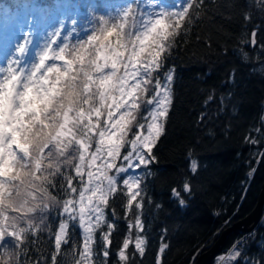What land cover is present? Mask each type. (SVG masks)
Segmentation results:
<instances>
[{"label": "trees", "instance_id": "obj_1", "mask_svg": "<svg viewBox=\"0 0 264 264\" xmlns=\"http://www.w3.org/2000/svg\"><path fill=\"white\" fill-rule=\"evenodd\" d=\"M2 1L17 9L21 3V0ZM35 1L39 3L43 24L45 19L57 15V2L62 0ZM177 1L181 0H69L80 11L71 26L73 32L69 37L63 35L60 46L76 45L93 31L99 35L101 15L115 22L128 5H133L138 13L174 11L176 7L171 4ZM193 3L200 6L189 9V18L179 34L168 41L171 48L158 73L163 79L169 70H174L172 103L163 122L164 132L153 149L155 159L147 167L135 170L142 183L141 197L134 205L140 203L141 208L133 205L125 214L127 189L120 179V190L110 196L106 216L114 224V231L108 264H119L116 253L126 236L131 234L135 240L138 230L132 229L130 233L128 223L134 224L137 216L144 225L139 234L146 245L145 254L136 255L132 264H156L158 258L161 264H191L222 228L251 210L264 179V2L204 0L201 4L200 0H193ZM85 21L89 30L81 33ZM131 31L134 37L135 27ZM36 39L35 34L30 37L32 47ZM147 107L141 109V117ZM144 121L140 119L141 123ZM135 131L134 127L132 134ZM253 140L256 142L252 143ZM71 155L78 161V152ZM64 168L66 175H75L74 166ZM76 186L79 187L78 179ZM52 191L61 202L68 198L64 193ZM59 210L57 204L53 210L33 217L39 230L26 234L23 247L18 248L12 239L0 242V264H51ZM20 226L27 227L23 223ZM103 231H107L106 225ZM101 236L98 230L94 237V252L98 254L94 264H105L99 255ZM162 245L166 247L161 253ZM232 245L236 252L230 264H264V211L249 233L231 232L221 252ZM81 246L79 227L73 226L57 264H76L80 259L77 249ZM128 254L131 258V246ZM209 264H216V258Z\"/></svg>", "mask_w": 264, "mask_h": 264}, {"label": "snow or ice", "instance_id": "obj_2", "mask_svg": "<svg viewBox=\"0 0 264 264\" xmlns=\"http://www.w3.org/2000/svg\"><path fill=\"white\" fill-rule=\"evenodd\" d=\"M194 6L200 5L184 0L180 10L138 13L128 5L115 22L99 16V35L93 31L76 45L64 44L58 51L48 43L37 52L38 62L27 67L20 62L28 43L25 35L15 48V57L0 68V242L12 239L18 248L23 247L26 234L39 230L33 217L59 204L51 264H57L73 226L79 227L82 237L77 249L81 259L76 264H94L98 230L102 232L99 255L108 264L114 231L106 216L110 196L120 190L118 177L124 174L126 215L141 197L142 181L135 170L155 159L153 149L164 132L172 103L174 70L164 80L158 73L171 48L168 41L179 34ZM133 27L138 29L134 38ZM255 36L253 32V44ZM145 105L151 106L150 119L140 116ZM72 152L79 153L78 161ZM64 165L74 166L75 175H66ZM52 190L68 198L61 202ZM134 206L141 208L140 203ZM128 229L138 232L134 241L131 234L123 239L116 253L119 264H132L136 255L145 254L140 216L134 224L128 223ZM156 264H161L159 258Z\"/></svg>", "mask_w": 264, "mask_h": 264}, {"label": "rangeland", "instance_id": "obj_3", "mask_svg": "<svg viewBox=\"0 0 264 264\" xmlns=\"http://www.w3.org/2000/svg\"><path fill=\"white\" fill-rule=\"evenodd\" d=\"M162 1V0H160ZM184 3V0L181 1H177L174 4H171L172 7H176V10H180V5ZM149 5H155L152 2H148ZM163 4V3H162ZM20 21H24L23 26L25 28H22L20 25L19 26H13L12 28H10V26L8 25L9 22H6L7 25L4 27V29L0 28V68H6L7 67V60L15 57V48L17 47V45L19 43H23L24 39H25V35H27L29 33V30L31 29V26L33 24L34 18L31 15H27V18L24 17L23 15L21 17H19ZM48 26H46L45 31L42 35V41H41V46L38 50H36V52L32 55L30 61L28 62L27 66H30L32 63L34 62H38V56H37V52L42 50L48 43L50 42V40L52 39L53 36H57L56 35V30L62 28L63 26V22H60V24L57 25L55 24V20L53 19V17L51 16L50 19L48 20ZM44 27V25H43ZM16 28V29H15ZM15 29V32L12 33V30ZM138 29L135 28L136 32ZM15 34V35H14ZM135 34V33H134ZM62 38V36H61ZM60 38V40H61ZM134 38V37H133ZM1 41L4 42V47L3 45H1ZM56 50V49H54ZM26 50L25 53L23 54V57L20 58V62H21V66L23 64L24 58L26 57ZM165 76L163 77L162 80H164ZM151 106H148L146 109V113L144 115V117H148V113L150 111ZM148 119H150V117H148ZM145 120V119H144ZM143 123H147V121L145 120ZM145 134H146V129H145ZM114 174V173H112ZM136 174V173H135ZM127 178L126 175L121 174V176L118 177V179L121 180V183H123V179ZM85 179H87V177L85 176ZM78 224V222H77ZM79 232L81 233V230L79 229ZM233 246V245H232ZM228 250L227 254L225 255L224 258L222 259H217L216 263H222V264H230L233 260V257L235 255V247H232ZM81 259V258H80Z\"/></svg>", "mask_w": 264, "mask_h": 264}, {"label": "water", "instance_id": "obj_4", "mask_svg": "<svg viewBox=\"0 0 264 264\" xmlns=\"http://www.w3.org/2000/svg\"><path fill=\"white\" fill-rule=\"evenodd\" d=\"M264 211V179L261 183L255 203L251 210L243 217L222 228L208 248L199 252L191 264H209L222 249L226 237L233 231L249 233L260 221Z\"/></svg>", "mask_w": 264, "mask_h": 264}, {"label": "built area", "instance_id": "obj_5", "mask_svg": "<svg viewBox=\"0 0 264 264\" xmlns=\"http://www.w3.org/2000/svg\"><path fill=\"white\" fill-rule=\"evenodd\" d=\"M232 247H233V246H232ZM230 248H231V247H229L226 251L219 253V254L217 255V257H218L219 259L224 258L225 255L227 254V252H228V250H229Z\"/></svg>", "mask_w": 264, "mask_h": 264}]
</instances>
